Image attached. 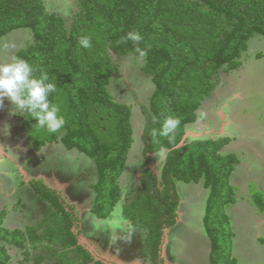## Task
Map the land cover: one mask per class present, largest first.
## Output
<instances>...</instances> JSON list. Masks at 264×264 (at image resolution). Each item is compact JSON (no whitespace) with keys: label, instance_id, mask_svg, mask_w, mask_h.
I'll use <instances>...</instances> for the list:
<instances>
[{"label":"trees","instance_id":"obj_1","mask_svg":"<svg viewBox=\"0 0 264 264\" xmlns=\"http://www.w3.org/2000/svg\"><path fill=\"white\" fill-rule=\"evenodd\" d=\"M19 28H28L32 39L15 58L32 64L36 75L47 72L56 85L49 100L65 119L64 126L51 133L24 113L21 129L35 151L59 143L93 160L97 178L91 185L90 212L106 220L123 198L121 216L145 231L144 263L166 264L161 248L164 231L177 220L176 183L201 181L208 189L202 218L210 245L208 264H238L226 209L235 202L230 177L239 160L220 153L227 137H184L186 126L198 118L201 102L215 89L217 74L240 66L250 38L256 34L264 38V0H76L68 24L47 11L43 0H0V38ZM130 31L143 37L138 45L121 42ZM85 36L91 39V48L80 46ZM112 53L141 56L142 71L153 84L148 104L141 106L144 168L139 190L132 187L127 195L119 179L133 142L131 106L114 101L108 90ZM169 117L179 124L162 136ZM160 150L166 155L158 177L151 163ZM28 184L44 204L42 215L23 230L9 229L3 226L6 211H0V264H10L8 246L18 249L25 260L31 256V264H111L80 243L75 207L59 191L41 179ZM251 198L263 213L264 191Z\"/></svg>","mask_w":264,"mask_h":264},{"label":"rangeland","instance_id":"obj_2","mask_svg":"<svg viewBox=\"0 0 264 264\" xmlns=\"http://www.w3.org/2000/svg\"><path fill=\"white\" fill-rule=\"evenodd\" d=\"M43 1L46 10L62 16L66 24L76 11V0ZM31 39L28 28L1 37L0 62L15 58ZM111 59L114 71L108 90L114 101L131 106L133 142L119 179L127 195L132 187L135 192L139 190L138 179L144 168L141 106L148 104L153 84L142 71L141 56L112 53ZM217 78L215 89L197 110V120L186 126L184 138H229L220 153L234 154L239 160L230 177L235 202L226 209L234 234L232 255L238 264H264V243L259 240H264V212L251 198L253 193L264 191V38L257 34L250 38L240 66L228 72L221 70ZM11 107L7 99L0 107V211H6L3 226L23 230L40 219L44 204L28 181L41 179L75 207L80 243L94 256L111 264H145V231L123 219V198L106 220L90 212L94 199L91 185L97 178L93 160L59 143L33 150L21 129L20 114H10ZM165 155L166 150H160L152 156L151 169L158 177ZM176 185L181 218L167 229L163 260L166 264H208L210 245L201 220L208 189L193 182ZM8 252L10 264H31V256L25 260L18 249L8 246Z\"/></svg>","mask_w":264,"mask_h":264},{"label":"clouds","instance_id":"obj_3","mask_svg":"<svg viewBox=\"0 0 264 264\" xmlns=\"http://www.w3.org/2000/svg\"><path fill=\"white\" fill-rule=\"evenodd\" d=\"M142 39L139 32L130 31L121 42L131 40L138 45ZM79 44L84 49L92 46L91 39L86 36L80 38ZM136 50L141 56L146 55L145 51L139 48ZM36 71L32 64L19 57L0 62V107L3 106L4 99H7L12 105L10 114L29 113L41 128L55 133L65 124L59 106L49 100V96L56 92V85L50 81L47 72L40 71L36 75ZM178 124V119H165L160 135L168 136L173 133Z\"/></svg>","mask_w":264,"mask_h":264},{"label":"crops","instance_id":"obj_4","mask_svg":"<svg viewBox=\"0 0 264 264\" xmlns=\"http://www.w3.org/2000/svg\"><path fill=\"white\" fill-rule=\"evenodd\" d=\"M198 184L202 185V182L200 181V182H198ZM179 205H180V200H179ZM204 207H205V205L203 206V214H204ZM203 214H202V218H203ZM180 218H181V212H180V206H178L176 224L179 223ZM202 218H201V220H202ZM167 231H168L167 229L164 231L163 244H162V248H161V256H162V259H163V249H164V245L167 243V241H166Z\"/></svg>","mask_w":264,"mask_h":264},{"label":"flooded vegetation","instance_id":"obj_5","mask_svg":"<svg viewBox=\"0 0 264 264\" xmlns=\"http://www.w3.org/2000/svg\"><path fill=\"white\" fill-rule=\"evenodd\" d=\"M102 259V258H101Z\"/></svg>","mask_w":264,"mask_h":264}]
</instances>
